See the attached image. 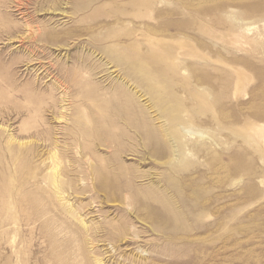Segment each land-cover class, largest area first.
<instances>
[{"label": "rangeland", "instance_id": "obj_1", "mask_svg": "<svg viewBox=\"0 0 264 264\" xmlns=\"http://www.w3.org/2000/svg\"><path fill=\"white\" fill-rule=\"evenodd\" d=\"M0 264H264V0H0Z\"/></svg>", "mask_w": 264, "mask_h": 264}, {"label": "bare ground", "instance_id": "obj_2", "mask_svg": "<svg viewBox=\"0 0 264 264\" xmlns=\"http://www.w3.org/2000/svg\"><path fill=\"white\" fill-rule=\"evenodd\" d=\"M119 55H121L122 57H127L128 54L126 52H123L120 50ZM29 61V60H28ZM30 64V63H29ZM9 142L12 144H17L18 146H21L22 144H24L23 142H16V140H14V138H10ZM24 148V147H23ZM22 149V148H21ZM24 151V150H23ZM17 170V169H16ZM28 194V193H27ZM13 199V198H12Z\"/></svg>", "mask_w": 264, "mask_h": 264}]
</instances>
